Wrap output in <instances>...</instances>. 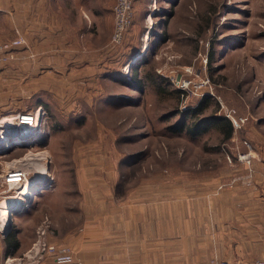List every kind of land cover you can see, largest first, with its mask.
Returning <instances> with one entry per match:
<instances>
[{"label":"rangeland","instance_id":"1","mask_svg":"<svg viewBox=\"0 0 264 264\" xmlns=\"http://www.w3.org/2000/svg\"><path fill=\"white\" fill-rule=\"evenodd\" d=\"M170 8L171 4L165 0H140L136 4L134 24L125 41L117 47L109 46L116 50L112 67L107 64L101 70H90V76L96 77L90 86H73L79 93L82 90L85 95H78L84 98L67 99L69 85L42 86V93L28 97L23 84L9 83L5 74L0 78V210L5 197L15 196L24 183L8 186L5 178L21 168L27 171L28 179L48 171L50 178L39 190L62 192L58 197H48L46 204H50V209L45 213L48 216L36 230L30 251L39 240L40 231H45L43 238L47 240L54 217L60 218L63 213L74 219L81 215L82 210L77 208L82 193L76 191L75 176L85 167L82 157L90 158L93 187L108 189L103 181L111 176L117 181L112 188L116 192L124 189L121 184L130 172L138 176L131 178L132 183L154 171L167 174L178 167L172 164L179 158L220 164L224 142L218 132L210 131L195 140L167 133L168 126L178 120L174 114L177 110L194 108L205 97L214 99L212 103L218 105L219 115L227 117L228 110H236L237 117L246 119L243 129L234 132L233 137L245 145L247 152L234 146L235 153H228L226 160L232 163L233 158L238 159V152L249 151L252 160L263 157L264 0H177L173 13H169ZM140 58L150 59L147 69L152 67L170 88H177L175 82L179 79L191 84L209 80V85L203 87L201 97L189 93L187 99L181 96L176 100L157 95L153 88L140 95L109 79L102 80L107 74L129 82L132 66L129 64ZM40 99L48 104V109L37 106ZM211 113L215 112L206 114ZM12 115L18 118L8 127L6 118ZM252 127L253 140L243 136ZM129 159L135 163L129 165ZM238 161L248 166L244 180L252 185V162L249 165ZM112 199L118 202V197ZM21 208L12 215L17 217L23 211ZM0 223L5 226L9 221Z\"/></svg>","mask_w":264,"mask_h":264},{"label":"crops","instance_id":"2","mask_svg":"<svg viewBox=\"0 0 264 264\" xmlns=\"http://www.w3.org/2000/svg\"><path fill=\"white\" fill-rule=\"evenodd\" d=\"M112 8V0H0V43L18 37L26 41L16 61L0 66L5 68L0 78L5 74L9 83L23 84L28 97L49 85H69L67 99L85 95L73 86H90L96 78L90 70L112 67ZM253 129L243 136L253 140ZM234 139L222 143L220 164L179 158L172 164L178 167L167 174L154 171L132 183L137 173L130 172L119 192L112 190L117 181L111 176L103 181L108 189L94 188L90 158L82 157L85 167L75 176L81 215L54 217L47 241L71 248L81 264L264 260V154L253 158L254 182L248 185V166L225 158L235 153L234 146L247 152ZM53 190H39L22 213L11 215L5 226L0 223V264H58L51 256L26 257L49 212L48 197L62 193ZM16 240L17 247H8Z\"/></svg>","mask_w":264,"mask_h":264},{"label":"trees","instance_id":"3","mask_svg":"<svg viewBox=\"0 0 264 264\" xmlns=\"http://www.w3.org/2000/svg\"><path fill=\"white\" fill-rule=\"evenodd\" d=\"M134 0V16L132 20V24H134L135 19V2ZM140 0H138L139 2ZM171 4V8L169 13H173L172 9L175 7L177 0H165ZM138 2L136 4H138ZM171 17V14L168 15ZM132 24L130 27H132ZM127 34V33H126ZM126 37V35H125ZM125 41V40H124ZM138 46V45H137ZM112 53H115L116 50L111 49ZM210 55V62H212ZM116 57V55H113ZM150 59L148 58H140L137 59L130 68V81L126 82L125 79H120L118 77H111L107 74L102 76V80L109 79L112 82L119 83L123 86H126L130 90H134L142 95L147 88H153L154 92L159 96H165L170 98H175L176 100H180L182 96V91L177 88H170L165 84L161 79H159L155 73L153 72L152 67L147 69V65L149 64ZM146 69V72L143 71ZM212 97H205L196 107L188 109L186 111L177 110L175 115H178V120L169 125L167 128V133L171 135H185L189 139L195 140L198 139L210 131L218 132L221 135V141L226 142L230 140L234 134V129L232 122L223 115L218 114V105H213ZM38 107L48 109V104L44 100H39L37 103ZM179 109V108H178ZM215 110V111H214ZM208 111H213L215 113L206 114ZM173 114V115H174ZM220 146V145H219ZM217 146V147H219ZM9 237V236H8ZM8 240V238H6ZM18 241L14 243L8 242V247H17Z\"/></svg>","mask_w":264,"mask_h":264},{"label":"built area","instance_id":"4","mask_svg":"<svg viewBox=\"0 0 264 264\" xmlns=\"http://www.w3.org/2000/svg\"><path fill=\"white\" fill-rule=\"evenodd\" d=\"M134 0H116L114 5V31L110 41L111 47H117L119 44L123 42L125 39V35L129 30L133 16H134ZM26 44V41L22 37H18L14 40L4 41L0 43V66L6 65L10 62L15 61L18 56V49ZM186 79H179L175 82L177 85V89H180L182 93V97L188 98V94L191 95H198V97L203 94L201 91L203 87L209 85V80L203 82L193 83ZM194 90V91H193ZM227 118L230 119L232 122L234 132L237 133L238 131L242 130L246 119L241 117H237L236 110H228L227 111ZM248 148L250 149L249 144ZM228 159L231 160L230 156L228 155ZM238 159L243 162H247V164H251L252 162V153L249 151L248 153H239L238 152ZM17 170V169H16ZM19 174L17 177L19 178L17 181L21 184L22 180H25L28 176L27 171L24 169H19L18 173H9L7 175ZM16 176H8L5 178V183L10 186L12 183L10 182V178ZM22 179V180H21ZM8 181V182H7ZM45 231L42 230L39 232V240L33 247V250L27 254L26 257L28 259L31 258H43L45 256H51L56 259L58 264H81L75 257L74 253L71 248L64 246V245H55L49 243L45 238H43ZM210 264H264V260H256L253 262H241V261H231V260H213Z\"/></svg>","mask_w":264,"mask_h":264},{"label":"bare ground","instance_id":"5","mask_svg":"<svg viewBox=\"0 0 264 264\" xmlns=\"http://www.w3.org/2000/svg\"><path fill=\"white\" fill-rule=\"evenodd\" d=\"M40 117V116H39ZM15 118H18V116H8L7 122H9V124H7V126H11V122L15 120ZM39 121V118H38ZM29 133V132H28ZM14 135V134H13ZM26 135V134H24ZM24 137V136H23ZM19 138H22V136H19ZM1 141V140H0ZM20 143V142H19ZM10 146V143L9 145ZM32 160V158H31ZM14 172V171H13ZM11 172V173H13ZM16 172V171H15ZM19 172V170L17 171V173ZM17 175L19 174H13V175H8L10 176H16V177H12L10 178V182L8 183H14V184H20L18 183V177ZM7 176V177H8ZM49 173L48 171L42 173V174H37V176L33 179H28L26 178L25 180H22L21 183H23L21 185V187L19 188V190L16 192L15 196H8L5 197V201H3L4 203L1 205V210H0V222H8L10 220V217L12 215V212H14L15 210H17L18 208H21L20 206H24L25 204H28L30 202V196L33 192L39 190V188H41L42 186H44L49 180ZM7 225V223H4Z\"/></svg>","mask_w":264,"mask_h":264}]
</instances>
